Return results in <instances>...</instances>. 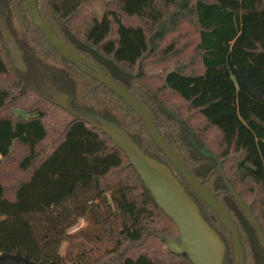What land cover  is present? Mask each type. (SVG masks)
<instances>
[{
    "label": "trees",
    "instance_id": "1",
    "mask_svg": "<svg viewBox=\"0 0 264 264\" xmlns=\"http://www.w3.org/2000/svg\"><path fill=\"white\" fill-rule=\"evenodd\" d=\"M91 1L37 0V6L70 46L140 100L169 145L230 213L246 264H264L257 230L226 181L264 232V95H255L239 72L251 67L264 87V0H113L101 19ZM0 14L28 67L16 70L0 40V171L7 161L19 170L9 173L7 163L0 173V264H24L2 256L16 252L62 264V244L88 212L103 227L98 238L114 246L102 259L77 264H192L187 254L170 250L166 238L179 240L178 226L125 151L56 103L52 87L67 95L73 111L115 122L147 155L172 168L224 241L223 264H236L231 233L129 104L59 53L32 21L25 0H0ZM191 46V60L181 63ZM16 146L23 150L19 156Z\"/></svg>",
    "mask_w": 264,
    "mask_h": 264
},
{
    "label": "water",
    "instance_id": "2",
    "mask_svg": "<svg viewBox=\"0 0 264 264\" xmlns=\"http://www.w3.org/2000/svg\"><path fill=\"white\" fill-rule=\"evenodd\" d=\"M25 1L32 21L43 32L51 45L68 61L75 64L86 74L104 83L136 112L152 139L168 157L179 175L182 176L195 193L217 213L225 228L231 233L235 252L237 254L236 264H246V254L240 232L230 213L215 194L204 185L203 181L193 174L179 154L169 145L146 107L129 89L110 76L99 64L85 58L56 33L40 14L37 0ZM0 40L7 49L8 58L12 66L19 72H26L28 67L24 59V51L12 34L7 20L1 14ZM94 54L101 62L111 67V69L118 71L117 67L109 60L99 55L97 52H94ZM239 72L242 82L248 86L255 95L262 97L264 95V87L255 78L253 69L248 67L246 72L241 70ZM119 74L123 77L120 72ZM51 92L56 103L80 119L89 122L95 128L104 131L125 151L130 159V163L141 175L158 205L178 226L180 240H176L172 237L166 238L170 250L177 254H187L192 264H223L226 249L223 240L204 218L197 202L187 192L186 187L174 173L172 168L158 159L147 155L140 148L138 143L115 122L107 120L95 113L73 111L65 93L59 91L55 87H52ZM201 151L208 157L216 158V155L210 151L205 149ZM219 169L222 170L221 162H219ZM226 181L231 194L237 199L254 224L264 246V232L258 219L252 212L250 206L237 194L232 184L228 180ZM2 256L21 261L24 264H45L42 261L38 262L31 260L27 255H22L20 252L3 253Z\"/></svg>",
    "mask_w": 264,
    "mask_h": 264
},
{
    "label": "rangeland",
    "instance_id": "3",
    "mask_svg": "<svg viewBox=\"0 0 264 264\" xmlns=\"http://www.w3.org/2000/svg\"><path fill=\"white\" fill-rule=\"evenodd\" d=\"M110 1H113V0H92L91 1V8L96 13L98 18L100 19L102 18L106 4ZM128 21L135 23L137 19L131 18V19H128ZM191 33L193 34L192 38L195 39L196 36L193 32V29ZM186 51L189 53L187 56L178 58V60L181 63H186L191 60V55H193L192 46L187 48ZM175 59L176 58H174V60ZM240 62L242 63V66L246 65V64H243V61H240ZM195 65L197 66V68L199 67L198 62H196ZM172 100L175 101L176 104L180 103V101L176 99L175 97H172L171 101ZM16 113L26 115L24 111L19 110V109H16ZM22 151L23 150L21 149V147L16 146L13 149V154L15 156H19L21 155ZM4 161H7V160L5 159ZM7 163H9V173H15L19 171L16 163H14L13 161H10V162L7 161L5 162V164H3V167L0 171L1 174L5 173V170L8 169L6 165ZM105 211L107 210L105 209ZM111 217L113 218L112 215ZM102 232H103V227L95 221L91 212H88L85 217L80 218L78 223L69 230L70 236L62 244V247H61L62 264H77L80 259H83L85 263L93 259H98V258L102 259L104 257V254H106L107 251L112 249V247L114 246L113 242L101 240L98 238V235ZM172 238L176 239L173 236ZM82 241H85L86 243L84 245H80V242ZM105 259L106 257L102 261H104Z\"/></svg>",
    "mask_w": 264,
    "mask_h": 264
}]
</instances>
